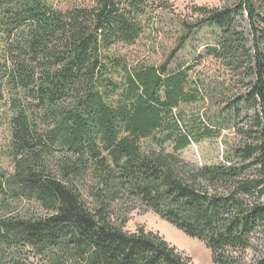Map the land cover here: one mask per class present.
<instances>
[{
	"label": "trees",
	"instance_id": "16d2710c",
	"mask_svg": "<svg viewBox=\"0 0 264 264\" xmlns=\"http://www.w3.org/2000/svg\"><path fill=\"white\" fill-rule=\"evenodd\" d=\"M175 1L90 0L61 11L51 0H0L12 164L0 175V264H188L143 226L124 229L138 210L203 243L213 264H247L264 238V0L193 9L219 32L203 57L241 82L234 103L247 126L222 164L199 167L181 154L215 139L209 127L232 124L236 108L202 121L188 112L204 103L199 62L172 70L117 51L144 38L152 9ZM252 264H264V252Z\"/></svg>",
	"mask_w": 264,
	"mask_h": 264
},
{
	"label": "rangeland",
	"instance_id": "374dc122",
	"mask_svg": "<svg viewBox=\"0 0 264 264\" xmlns=\"http://www.w3.org/2000/svg\"><path fill=\"white\" fill-rule=\"evenodd\" d=\"M51 1L59 10L65 11L76 5H87L90 0ZM168 5L171 6L167 11L151 10L154 19L150 21L144 38L133 46L122 47L117 51L130 61L146 58L157 66L166 62L167 68L172 70L179 69V67L185 68L199 62L194 77L207 82L203 92L204 103H199L200 105L192 109L189 108L188 112H195L194 114L202 118V121L207 115L213 122L210 113L220 112L221 109L229 106L235 109L236 101L234 99L244 93L240 86L241 82L237 79H234L235 82H233L228 72H224L225 69L220 68L212 59L203 57L208 48L216 47L219 32L216 28L204 24L202 18L193 9L198 7L218 8L221 4L215 0H177ZM244 19L239 20V31L248 41L246 46L252 50V38ZM6 108L5 104L0 103V175L12 173V164L7 158L10 131L7 122L9 112ZM243 108L244 105H241L233 111L232 124L210 126L209 129L216 138L203 141L198 146L191 145L181 154L183 161L192 167L222 164V155H229V152L238 146L241 136L236 133L237 129L242 127L246 129L247 127L245 126L246 122H242L245 118ZM239 113L241 116L236 124L235 118ZM234 121L236 125L233 124ZM125 223L126 231L133 233L138 226H143L146 231L158 235L169 247H173L184 260H187L188 264H213L211 252L203 243L187 237L151 212L132 211L127 216ZM252 244L253 249L246 252L244 256L247 264L254 263L264 252L263 237L259 236ZM3 259L7 262L6 254H3ZM27 260L26 264H39L36 259L27 258Z\"/></svg>",
	"mask_w": 264,
	"mask_h": 264
}]
</instances>
